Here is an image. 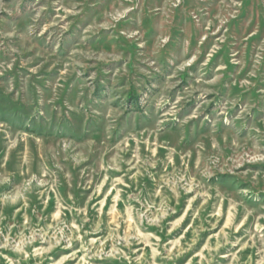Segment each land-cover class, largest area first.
Here are the masks:
<instances>
[{
  "label": "rangeland",
  "instance_id": "obj_1",
  "mask_svg": "<svg viewBox=\"0 0 264 264\" xmlns=\"http://www.w3.org/2000/svg\"><path fill=\"white\" fill-rule=\"evenodd\" d=\"M0 264H264V0H0Z\"/></svg>",
  "mask_w": 264,
  "mask_h": 264
}]
</instances>
